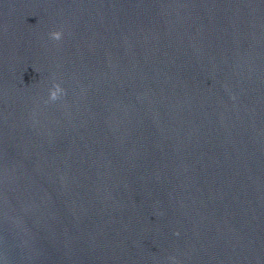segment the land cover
<instances>
[{"label":"water","instance_id":"obj_1","mask_svg":"<svg viewBox=\"0 0 264 264\" xmlns=\"http://www.w3.org/2000/svg\"><path fill=\"white\" fill-rule=\"evenodd\" d=\"M173 256L264 264V0H0V258Z\"/></svg>","mask_w":264,"mask_h":264},{"label":"clouds","instance_id":"obj_2","mask_svg":"<svg viewBox=\"0 0 264 264\" xmlns=\"http://www.w3.org/2000/svg\"><path fill=\"white\" fill-rule=\"evenodd\" d=\"M62 35H63V32L61 30H53L49 32L50 39L54 41L61 40ZM64 93H65V89L59 83L53 82L52 87L48 89V100L45 101V103H47L48 101L58 100L64 95ZM169 259L173 262V264H179V261H177L174 256L170 257ZM0 264H5V261L3 258H0Z\"/></svg>","mask_w":264,"mask_h":264}]
</instances>
